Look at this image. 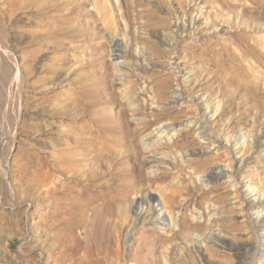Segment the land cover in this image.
Returning a JSON list of instances; mask_svg holds the SVG:
<instances>
[{"label":"rangeland","instance_id":"1","mask_svg":"<svg viewBox=\"0 0 264 264\" xmlns=\"http://www.w3.org/2000/svg\"><path fill=\"white\" fill-rule=\"evenodd\" d=\"M253 1L97 0L116 19L112 33L94 0H78L86 12L77 15L81 29H73L74 38L52 50L54 39L31 35L38 27L30 22V0H0V264H264V68L253 53L232 45L238 57L243 51L249 55L240 64L256 77L260 74L256 94L261 105L255 110L248 107L249 96L236 92L226 70L215 62L220 49L215 42L228 41L232 23L252 20L238 12L253 8ZM252 22L264 28V19ZM115 42L125 52L122 58L114 55ZM98 44L104 45L102 58L95 50ZM257 47L264 55L261 45ZM104 81L107 97L142 104L134 108L140 111L136 116L131 106L104 108L106 125L130 123L140 131L136 143L144 151L125 161L128 174L144 161L143 175L171 172L178 188L170 207L157 185L129 193L126 206L133 220L115 219L117 226H111L115 232L123 225L119 263L95 255L87 262L80 252L65 254L62 238L81 239L83 230L70 233L58 222L59 201L43 199L52 136L47 129L54 133L57 163L63 148L57 142L56 132L63 128L57 115L65 99L81 94L82 84L81 89L89 85L101 93ZM176 98L180 102L171 103ZM157 119L147 131L137 125ZM210 171L223 178L208 181Z\"/></svg>","mask_w":264,"mask_h":264},{"label":"bare ground","instance_id":"2","mask_svg":"<svg viewBox=\"0 0 264 264\" xmlns=\"http://www.w3.org/2000/svg\"><path fill=\"white\" fill-rule=\"evenodd\" d=\"M77 1L60 0L57 4L52 3L51 0H30V22L35 23L38 27L37 30L31 32V35L34 34L37 39L40 37L48 40L54 39L55 45L52 50H59L61 46H65V41L67 42L65 39L74 38L71 31L78 26L80 28L81 21L77 15H85L86 13L84 12V6L77 5ZM94 3L97 14L103 17L106 30L115 33L114 24L116 19H114L113 14L104 10V6L99 7L97 0H94ZM253 3L255 5L253 8L244 7L241 13L238 12V16L252 20L248 23L241 21L232 23V31L229 34L230 36L226 38L228 41L226 43L215 42L220 47L218 59L216 58L217 61L215 62L226 70L229 81L235 85L236 92L243 91L244 94L249 96L250 100L246 101L249 104L248 107L253 106L255 110H259L261 101L259 102L256 91L258 87L257 79L260 74L256 77L255 72H252L250 67L245 68L240 64L244 55H247L244 51L241 57H238L231 49L232 45L247 49L253 53L252 58L255 63L264 68V55L256 52L258 44L264 49V28L252 22L257 19H264V12L260 10L264 8V0H254ZM67 5L70 6L67 7ZM87 14L89 15V12ZM123 17L127 18V28H129V18L125 15ZM227 23L230 24V20H227ZM222 41H225V39ZM112 47L116 57L122 58L124 56L125 52L120 44L115 42ZM95 50L97 56L102 58L104 45H95ZM102 64L105 65L104 61ZM104 74H106V70ZM73 79L75 81L76 77ZM161 83L160 94L164 95L166 91L164 88L165 83L164 81ZM82 86L80 85L78 88L81 94L77 93L75 96L65 99L63 105L61 104L63 111L57 115L61 119L60 123L63 127L60 125L62 129L58 128L57 132L55 131L58 134L57 142L63 146L61 152L57 154V163L53 162L56 141L55 137L53 138L54 133L51 132L52 130L50 131V128L47 129V133L52 136L48 139L50 150L47 151L48 170L43 182L45 187L43 199L49 203H52L53 200L59 201L60 207L58 206L55 211L59 218L58 222L64 223V228L70 233L77 228L83 230L84 236L81 239L67 235L62 238L65 254L71 256L75 252H80L84 255L81 260H87V262H91L92 256L95 255L101 261L115 259L114 262L119 263L120 254L118 250L121 246L120 234L123 232L121 229L123 225L119 226L120 229L115 227V229H119L115 232L111 229V226L113 224L117 226L115 219L126 223L133 220L130 216L129 207L126 206L129 193L135 191L139 186L144 187L147 185L151 188L157 185L158 189H156L161 198L170 207L171 203L175 202L174 200L178 197L176 193H173L178 188L171 172H162L153 177L143 175L142 165L145 162L141 159L140 166L138 165L139 161L137 164L139 169H135L134 174H128V167L124 166L125 161H130L133 158L130 155L138 156L139 150H143L138 148L136 143L140 131L137 128L131 129L130 123L106 125L103 120L105 117L104 108L109 104L116 103L125 108L131 106L133 107L132 115L136 116L140 114L138 109H134L138 106L137 102L131 100L126 103L107 97V94H110L107 81H104L100 87L101 93L100 91L92 92L91 88H87L89 85H85L87 87L81 89ZM179 102L180 100L176 98L171 103L178 104ZM138 107H142V104L139 103ZM57 109L58 106L54 108L55 112L59 111ZM165 110L166 108L161 109L160 113L164 115ZM214 114H217V111ZM157 121L158 119L151 123H139L137 125H143L142 130L147 131L152 128L151 126L157 124ZM50 125L52 127V124ZM199 129L201 131L202 127H199ZM203 132L201 131V138L205 139ZM149 152H151V149H148L147 153ZM135 159L137 160L138 157ZM135 159H133V162H135ZM39 170L40 168L36 167L32 176L31 187H33L32 191L34 193L37 192ZM54 172H59L60 176L55 175ZM175 177L177 178V176ZM222 178L223 175L218 171H210L207 174V180L210 182ZM167 185L170 192L165 187ZM134 215H136V221H141L138 213L135 212ZM170 220L172 221V217H170ZM113 237H115L114 241ZM112 243L116 246L115 251L110 249L113 246Z\"/></svg>","mask_w":264,"mask_h":264}]
</instances>
